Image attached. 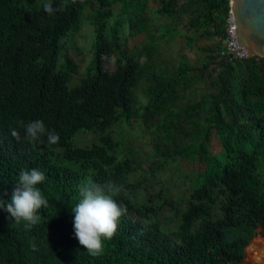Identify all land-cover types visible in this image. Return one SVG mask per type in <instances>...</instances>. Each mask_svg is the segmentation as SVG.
<instances>
[{"label": "trees", "instance_id": "trees-1", "mask_svg": "<svg viewBox=\"0 0 264 264\" xmlns=\"http://www.w3.org/2000/svg\"><path fill=\"white\" fill-rule=\"evenodd\" d=\"M155 1L157 14H174V0ZM46 2L0 0V199L10 202L22 169H38L46 177L38 187L48 201L30 229L0 208V264H221L219 257L250 229L260 228L264 238V59L227 64L220 57L238 81L220 78L209 103L206 95L185 102L196 80L186 65L155 68L149 64L156 46L122 48L116 30L107 31L119 4L123 19L117 25H126L127 36L147 34L146 0H52V14L44 11ZM90 2L97 8L87 13ZM195 2L223 29L229 0ZM192 12L195 28L201 16L198 8ZM86 20L94 41L79 75L64 46ZM104 57L114 60L110 72ZM35 120L54 130L59 143L49 144L46 136L42 142L24 139L18 122ZM132 123L148 140L145 168L121 130ZM13 128L20 142L11 137ZM212 129L220 143L215 154L209 150ZM181 161L203 169L185 177L184 191L174 192L172 180L161 176L180 174ZM128 165L137 180H130ZM109 180L121 186L113 198L127 214L112 238L102 239V254L93 256L75 238L71 209L81 186ZM152 180L158 189H151Z\"/></svg>", "mask_w": 264, "mask_h": 264}, {"label": "rangeland", "instance_id": "rangeland-1", "mask_svg": "<svg viewBox=\"0 0 264 264\" xmlns=\"http://www.w3.org/2000/svg\"><path fill=\"white\" fill-rule=\"evenodd\" d=\"M147 1V17L149 21V31L147 34L139 35L135 38L127 36L126 25L121 29L117 22L123 19L122 7L116 4L112 7V17L107 21V31L110 28L116 30L119 42L127 49H140L148 43H152L157 48V54L153 56L149 65L155 68L165 69L167 71H178L181 64L186 65L188 74L192 75L195 85L191 87L190 92L186 93L182 101L193 102L206 95L209 103V95L216 94L221 83L220 78L236 83L238 78L230 72V67L220 65L222 59L220 54L224 47L225 28L223 24L219 29L215 26L209 16L206 15L204 8L198 7L195 0L190 4L189 0H174L172 15L157 14L160 6L155 0ZM97 8V3L90 2L86 9L91 13ZM198 8L201 16L197 27L193 28L190 19L194 17L193 10ZM219 23V22H215ZM220 24V23H219ZM112 36L109 34V38ZM94 41V32L89 21L86 20L81 30L76 34L71 42L66 41L64 54L71 57L78 65V72L81 75L90 63L92 56V45ZM209 58H212L209 61ZM104 69L108 72L114 68L113 58L104 57ZM144 61V59L142 60ZM208 66L205 68L204 65ZM145 82L142 83V87ZM141 95L140 90L138 91ZM211 117V114H209ZM124 135L129 139V145L133 149L132 156L141 168H145L149 163L146 155L148 154V140L139 135V128L135 123L130 127L121 126ZM87 139L90 135L86 136ZM209 150L215 154L220 150V143L214 129L211 130ZM181 173L173 176L172 172H167L161 176L162 181L172 180V191L182 192L186 188V179L192 171L202 170L203 165L199 162L179 163ZM130 180H137L139 173L132 165L127 166ZM173 176V177H172ZM172 177V178H171ZM151 189H158V186L152 185ZM221 264H264V238L261 235L260 228L250 229L244 240L232 247L225 258L219 257Z\"/></svg>", "mask_w": 264, "mask_h": 264}, {"label": "clouds", "instance_id": "clouds-1", "mask_svg": "<svg viewBox=\"0 0 264 264\" xmlns=\"http://www.w3.org/2000/svg\"><path fill=\"white\" fill-rule=\"evenodd\" d=\"M43 9L48 14L57 10L53 7L52 0H47ZM18 123L24 129L23 138L29 143L42 142L41 138L45 136L49 144L59 143V135L54 130L47 129L42 120ZM10 135L17 142L21 141V134L17 129L13 128ZM45 179L44 173L38 169H22L10 202L5 204L0 199V208H4L16 223L23 220L25 228L30 229L42 220V216L38 214L40 209L48 207V201L38 187ZM121 190V186L111 180L105 184L89 183L79 189L80 199L71 209L74 214V235L79 245L93 256L102 254V239H111L120 218L127 214V207L118 204L113 198Z\"/></svg>", "mask_w": 264, "mask_h": 264}, {"label": "water", "instance_id": "water-1", "mask_svg": "<svg viewBox=\"0 0 264 264\" xmlns=\"http://www.w3.org/2000/svg\"><path fill=\"white\" fill-rule=\"evenodd\" d=\"M229 10L246 58L264 59V0H229Z\"/></svg>", "mask_w": 264, "mask_h": 264}, {"label": "built area", "instance_id": "built-area-1", "mask_svg": "<svg viewBox=\"0 0 264 264\" xmlns=\"http://www.w3.org/2000/svg\"><path fill=\"white\" fill-rule=\"evenodd\" d=\"M224 28H225L224 47L220 53V57L227 64H233L237 61L246 58L247 53L245 49L242 48L236 40L234 20L230 10L224 21Z\"/></svg>", "mask_w": 264, "mask_h": 264}, {"label": "bare ground", "instance_id": "bare-ground-1", "mask_svg": "<svg viewBox=\"0 0 264 264\" xmlns=\"http://www.w3.org/2000/svg\"><path fill=\"white\" fill-rule=\"evenodd\" d=\"M247 53V52H246Z\"/></svg>", "mask_w": 264, "mask_h": 264}]
</instances>
